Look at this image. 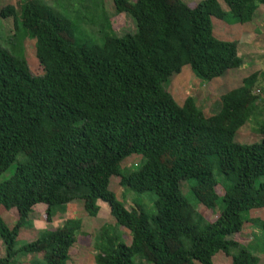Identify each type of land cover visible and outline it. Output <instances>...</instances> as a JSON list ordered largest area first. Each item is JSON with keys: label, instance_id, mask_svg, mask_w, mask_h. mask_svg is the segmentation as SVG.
<instances>
[{"label": "trees", "instance_id": "16d2710c", "mask_svg": "<svg viewBox=\"0 0 264 264\" xmlns=\"http://www.w3.org/2000/svg\"><path fill=\"white\" fill-rule=\"evenodd\" d=\"M15 1L0 9V19L13 17L17 43L13 52L0 46V264H21L18 254L66 264L81 227L74 215L32 241L16 238L36 205L50 222L77 202L89 217L102 202L113 219L93 238L94 264H217L218 252L229 264H257L259 247L232 236L249 222L264 242V220L248 216L264 210V124L255 142L234 137L264 104V69L220 95L207 117L191 97L177 105L164 85L185 66L200 81L239 68L236 42L216 39L211 17L245 24L264 0H221L225 9L217 0H111L113 14L134 23L120 36L98 0H74L73 19L58 0ZM24 38L34 41L41 75L29 72ZM130 156L137 166L121 168ZM110 177L135 196L151 193L152 210L133 199L126 209ZM9 210L11 228L1 217Z\"/></svg>", "mask_w": 264, "mask_h": 264}, {"label": "rangeland", "instance_id": "374dc122", "mask_svg": "<svg viewBox=\"0 0 264 264\" xmlns=\"http://www.w3.org/2000/svg\"><path fill=\"white\" fill-rule=\"evenodd\" d=\"M46 4H50L54 0H42ZM101 3V10L110 16V24L113 33L117 36L123 35L126 32H133L134 23L126 14H113V5L111 0H98ZM134 1V0H130ZM185 3H196L201 0H182ZM222 9H225L221 0H217ZM57 3L66 8L69 17L73 19L74 0H58ZM94 3V2H93ZM17 4L15 0H0V9L6 5ZM98 5L97 3H95ZM58 7V6H57ZM61 10V8L58 7ZM212 35L219 40H227L236 42V50L238 56L242 60V64L237 69L227 70L220 77L210 81H200L195 78L188 67H183L177 75H172L164 85L165 90L171 95L177 105H181L186 97H191L194 100L196 107L200 110L203 116L207 117L216 113L219 109V96L227 91L240 85L241 80L253 72L264 69V5H259L255 10L251 20L245 24L226 23L224 20H218L211 17ZM80 30H88L85 23L81 24ZM14 19L7 17L0 19V46L12 51V47L16 48L14 36ZM20 48L27 62L29 72L33 76L42 74V69L39 66L34 55V41L31 39H21ZM264 124V104L258 105L257 110L247 123L239 129L234 139L239 143H251L259 140V135L256 134L258 125ZM139 163L137 156H130L121 163V168L133 169ZM121 171V170H120ZM108 189L115 195L116 199L122 201L125 208L129 209L131 202H140L146 211L152 210V201L154 196L151 193H146L141 196L131 194L126 188L119 186L118 177H110ZM183 191L186 190V185H182ZM220 193V190H217ZM185 197L189 196L184 192ZM133 199V200H132ZM194 205V202L192 203ZM99 211L95 217L87 216L83 210L81 203L77 202L73 212H69L68 207L65 210H57L51 218L50 222L44 219V206L36 205L33 207L29 220L31 222L30 229H20L16 241L17 245L23 242L32 241L37 233L41 230H50L62 225L66 217L74 215L81 220V227L75 233V243L68 251V260L66 264H94L93 263V238L99 234V228L104 224H112L113 219L110 217L108 207L102 202H98ZM196 208V207H195ZM216 213L208 212L206 217L213 220ZM249 218H259L264 220V210H254L248 214ZM1 217L5 224L11 228L17 216L14 210L3 211ZM123 240L129 242L128 231L122 230ZM260 237L257 230L251 226L249 222L244 223L239 234L232 236L241 245L245 247L257 246L258 252L251 250V253L257 257V264H264V253L261 251L264 242L255 240L253 237ZM4 256V246L0 241V257ZM40 257V254L36 255ZM31 255H16L21 264H28ZM212 262L217 264H229L230 258L218 252L211 258ZM133 264H150L142 261L139 257L132 258Z\"/></svg>", "mask_w": 264, "mask_h": 264}]
</instances>
